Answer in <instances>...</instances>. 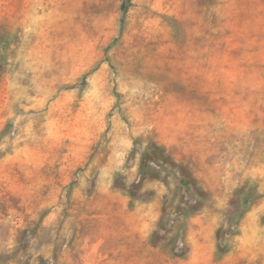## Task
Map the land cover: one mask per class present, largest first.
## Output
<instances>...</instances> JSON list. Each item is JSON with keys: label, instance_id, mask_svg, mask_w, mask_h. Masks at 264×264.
Listing matches in <instances>:
<instances>
[{"label": "rangeland", "instance_id": "obj_1", "mask_svg": "<svg viewBox=\"0 0 264 264\" xmlns=\"http://www.w3.org/2000/svg\"><path fill=\"white\" fill-rule=\"evenodd\" d=\"M0 0V264H264V0Z\"/></svg>", "mask_w": 264, "mask_h": 264}, {"label": "trees", "instance_id": "obj_2", "mask_svg": "<svg viewBox=\"0 0 264 264\" xmlns=\"http://www.w3.org/2000/svg\"><path fill=\"white\" fill-rule=\"evenodd\" d=\"M131 6V0H125V2L122 5V11L125 14L127 12V9Z\"/></svg>", "mask_w": 264, "mask_h": 264}]
</instances>
